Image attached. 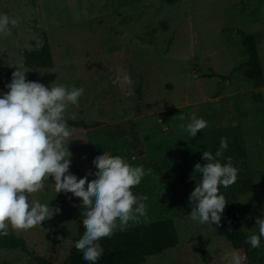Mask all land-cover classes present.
<instances>
[{"label":"rangeland","instance_id":"374dc122","mask_svg":"<svg viewBox=\"0 0 264 264\" xmlns=\"http://www.w3.org/2000/svg\"><path fill=\"white\" fill-rule=\"evenodd\" d=\"M0 12L21 18L12 35L0 39V92L7 91L15 66L25 67L24 53L46 39L55 65L39 69L35 81L84 89L79 104L65 112L67 120L89 126H69L70 171L83 176L91 170L93 178L94 157L103 150L146 170L132 189L147 197V218L139 224L171 218L179 238L147 263L227 264L222 258L235 248L220 225L191 220L189 196L201 179L194 165L204 164L203 151L215 153L226 137L228 149L219 159L231 157L238 176L219 191L226 205L235 206L246 233L264 216V85L256 87L244 70L232 73L249 59L245 32L259 39L264 74V0H0ZM117 72L130 75L132 84L113 83ZM193 113L207 127L191 138L180 125ZM31 198L61 211L41 227L16 233L32 254L65 263L83 218V198L56 193L51 178ZM236 250L247 257L244 264H264V247ZM0 264L36 262L22 249H3Z\"/></svg>","mask_w":264,"mask_h":264},{"label":"clouds","instance_id":"9594fccd","mask_svg":"<svg viewBox=\"0 0 264 264\" xmlns=\"http://www.w3.org/2000/svg\"><path fill=\"white\" fill-rule=\"evenodd\" d=\"M20 22V17L0 12V39L10 37ZM30 71L33 70L23 65L15 66L10 82L5 85L7 91L0 92V237L8 236L10 230L41 227L42 222L61 211L49 202L31 198L43 191L45 182L51 178L56 193L83 198L86 230L76 246L83 250L88 264H97L104 254L100 240L147 218V197L134 195L132 191L141 183L146 170L103 150L94 157L97 167L93 178L89 179L91 170L83 176L71 172L69 138L73 133L65 112L69 105L79 104L84 89L75 85L45 86L27 79L26 73ZM113 83L123 87L132 84V79L117 72ZM71 119H76L75 114ZM188 120L180 127L191 138L207 127V121L194 113ZM227 149L228 140L222 137L215 153L203 151L202 159L206 162L194 165V172L201 177L189 196V202L194 204L189 215L194 222L210 225L221 222L227 202L219 189L229 188L238 176L231 157L226 158V163L219 159ZM255 228V231L246 228L249 234L245 243L253 249L260 248L264 241V216L256 218ZM246 258L233 249L225 252L222 259L227 264H244Z\"/></svg>","mask_w":264,"mask_h":264},{"label":"trees","instance_id":"16d2710c","mask_svg":"<svg viewBox=\"0 0 264 264\" xmlns=\"http://www.w3.org/2000/svg\"><path fill=\"white\" fill-rule=\"evenodd\" d=\"M164 1L173 4L178 0ZM241 40L249 54V59L234 67L232 73L244 70L248 76L254 79L256 87H261L264 85V74L258 55L259 39L254 34L241 32ZM23 62L26 68L33 70L29 72L31 81H35L39 69L53 68L55 63L49 41L46 39L39 49L26 51ZM255 100L261 102V95L258 94ZM68 125L89 127L84 121L74 120H68ZM219 225L221 235L225 236L235 249H245L249 253L256 251L245 243L248 233L240 227L234 205H226ZM77 229L78 235L73 241L69 258L63 264H88L83 258V250L76 246V241L82 237L86 230L83 218L77 221ZM178 240L177 228L171 218L134 225L123 232L117 230L111 238L99 241L104 248V254L97 264H148L147 257L161 254L165 250L177 246ZM261 247H264V241H262ZM3 249H22L35 260L36 264H55L48 258L32 254L27 247L26 240L11 230L8 236L0 237V250Z\"/></svg>","mask_w":264,"mask_h":264},{"label":"water","instance_id":"95a60500","mask_svg":"<svg viewBox=\"0 0 264 264\" xmlns=\"http://www.w3.org/2000/svg\"><path fill=\"white\" fill-rule=\"evenodd\" d=\"M131 146L138 151V155L144 154V149L141 147L140 143L132 142Z\"/></svg>","mask_w":264,"mask_h":264}]
</instances>
